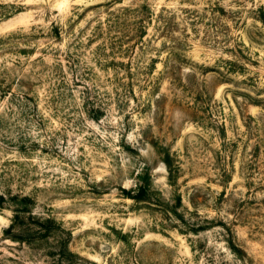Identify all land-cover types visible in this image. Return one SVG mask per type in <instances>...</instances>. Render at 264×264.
Here are the masks:
<instances>
[{"label":"rangeland","instance_id":"1","mask_svg":"<svg viewBox=\"0 0 264 264\" xmlns=\"http://www.w3.org/2000/svg\"><path fill=\"white\" fill-rule=\"evenodd\" d=\"M0 264H264V0H0Z\"/></svg>","mask_w":264,"mask_h":264}]
</instances>
